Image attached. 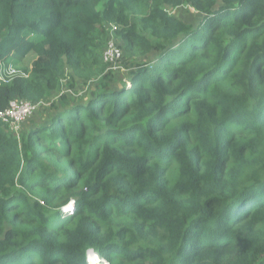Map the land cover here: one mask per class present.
Listing matches in <instances>:
<instances>
[{"label": "trees", "instance_id": "trees-1", "mask_svg": "<svg viewBox=\"0 0 264 264\" xmlns=\"http://www.w3.org/2000/svg\"><path fill=\"white\" fill-rule=\"evenodd\" d=\"M1 64L0 264H264V0H0Z\"/></svg>", "mask_w": 264, "mask_h": 264}, {"label": "built area", "instance_id": "built-area-1", "mask_svg": "<svg viewBox=\"0 0 264 264\" xmlns=\"http://www.w3.org/2000/svg\"><path fill=\"white\" fill-rule=\"evenodd\" d=\"M115 31L116 26L110 24L109 38L106 41V46L102 54L103 61L112 70L122 68L120 63L122 49L117 44ZM17 74L24 75L15 67H4L0 72V81L7 82ZM39 105L40 103H33L31 101L11 100L5 108L0 109V120L8 123L12 129L17 130L19 125L29 118Z\"/></svg>", "mask_w": 264, "mask_h": 264}, {"label": "rangeland", "instance_id": "rangeland-1", "mask_svg": "<svg viewBox=\"0 0 264 264\" xmlns=\"http://www.w3.org/2000/svg\"><path fill=\"white\" fill-rule=\"evenodd\" d=\"M174 13H176V14H178L180 17H182V18H184L185 20H187V21H195V20H197V18H198V14H196V12H193L192 10H190L189 8H186V7H180V8H176L175 9V11H174ZM32 57H33V55H28V57L26 58V60H25V63H24V65L23 66H27V64L29 63V61L32 59ZM136 62V61H135ZM135 62H132L133 64H135ZM123 65V64H122ZM124 66V65H123ZM122 66V69H119V77H124V76H128V74L129 73H127V71H125V68ZM134 67V66H133ZM19 69V68H18ZM67 71H69V69H67ZM76 82H77V85L78 86H81V83L83 82L82 80H80L79 78L78 79H76ZM60 93L61 92H59V93H52L51 95H50V98H48V99H46V100H48V104L47 105H49L50 103H52V102H56L57 101V99H58V97H59V95H60ZM45 104H46V101H45ZM40 116H42L43 118H42V120H44V119H46L47 117L46 116H44L42 113H40L39 114ZM30 118V117H29ZM42 120H40V121H42ZM95 258L96 257H94L93 255H92V257H89L88 258V260L89 259H92V263H94V264H97V261H95Z\"/></svg>", "mask_w": 264, "mask_h": 264}, {"label": "clouds", "instance_id": "clouds-1", "mask_svg": "<svg viewBox=\"0 0 264 264\" xmlns=\"http://www.w3.org/2000/svg\"><path fill=\"white\" fill-rule=\"evenodd\" d=\"M103 60V59H102ZM104 62V61H103ZM105 63V62H104ZM1 66H3V67H9V66H11V67H14L13 65H11V64H7V65H5V64H1ZM15 68H17V67H15ZM18 75V74H17ZM21 75V74H20ZM16 76V75H15ZM13 78V77H12ZM75 204V201H70L67 205H65V206H63L62 208H61V210H62V212H64L65 214H72L73 213V211H74V207H73V205ZM92 255L94 256V257H96L95 258V261H97V264H107V261L105 260V259H103V258H100L92 249H89L88 250V255H87V264H92V259H89L88 260V258L89 257H92Z\"/></svg>", "mask_w": 264, "mask_h": 264}, {"label": "crops", "instance_id": "crops-1", "mask_svg": "<svg viewBox=\"0 0 264 264\" xmlns=\"http://www.w3.org/2000/svg\"><path fill=\"white\" fill-rule=\"evenodd\" d=\"M3 68H4L3 66H0V72H1V70H2Z\"/></svg>", "mask_w": 264, "mask_h": 264}, {"label": "bare ground", "instance_id": "bare-ground-1", "mask_svg": "<svg viewBox=\"0 0 264 264\" xmlns=\"http://www.w3.org/2000/svg\"><path fill=\"white\" fill-rule=\"evenodd\" d=\"M92 264H94V263H92Z\"/></svg>", "mask_w": 264, "mask_h": 264}]
</instances>
